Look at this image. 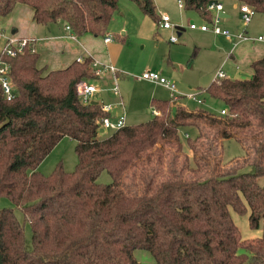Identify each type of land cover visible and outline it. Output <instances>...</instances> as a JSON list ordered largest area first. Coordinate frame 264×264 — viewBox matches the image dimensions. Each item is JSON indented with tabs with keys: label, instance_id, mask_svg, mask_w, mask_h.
Listing matches in <instances>:
<instances>
[{
	"label": "trees",
	"instance_id": "trees-1",
	"mask_svg": "<svg viewBox=\"0 0 264 264\" xmlns=\"http://www.w3.org/2000/svg\"><path fill=\"white\" fill-rule=\"evenodd\" d=\"M128 1L157 23L152 0ZM181 1L184 11L211 20L206 5L215 0ZM232 1L264 15V0ZM117 2L0 0V17L24 5L36 25L62 22L75 38L102 39ZM0 58L9 65L13 94L5 99L0 87V196L20 211L31 242L26 249L13 208L0 207V264H139L134 249L148 251L155 264H264V184L256 182L264 178V55L250 62L248 78L225 77L205 87L226 114L151 98L157 115L102 139L95 120L105 113L75 92L78 81L94 79L88 59L47 70L37 66L32 43ZM181 128L188 129L189 153L182 152ZM63 137L74 141V169L58 163L46 175L37 171ZM229 138L251 156L252 172L238 173L239 160L214 159ZM101 171L109 183L96 181ZM126 176L136 179L130 189L123 186ZM228 207L248 212L250 228L261 218L262 235L242 240Z\"/></svg>",
	"mask_w": 264,
	"mask_h": 264
},
{
	"label": "rangeland",
	"instance_id": "rangeland-1",
	"mask_svg": "<svg viewBox=\"0 0 264 264\" xmlns=\"http://www.w3.org/2000/svg\"><path fill=\"white\" fill-rule=\"evenodd\" d=\"M153 1L160 14L167 15L172 24L177 23L180 26L179 28L183 29L181 36L177 38V42L175 43L168 42L169 35L174 33L173 30L158 29L156 23L142 15L135 4L128 0H118L116 12L111 17L107 27V34L118 37L119 40L114 39L108 44L106 54L111 61L108 63L119 73L115 80L118 97L110 92L109 89L113 84V79L110 75L105 74L101 79H96L94 82L99 89V93L93 94L92 99L114 102L115 98H119L121 105L113 107L112 111L113 113L123 111L125 125L145 122L152 116L151 98L170 99L169 93L164 87L133 78L144 71H153L174 84L176 91L181 95L176 100V103L188 109L200 108L207 113L217 114L222 108V103L219 100L210 98L204 91L210 82L207 72L213 63L212 61H205L202 57L207 53L205 50L200 49L199 55L196 58L192 54L193 49H196L195 42L204 43L205 39L203 38L205 36H199L197 31L188 30L190 23L198 27L203 25L204 21L192 11L178 9L176 6L177 0ZM219 1L225 5V9H228L232 4L230 0ZM221 22L222 20L218 24L220 28H222ZM237 23L241 26L235 20L232 27L240 29V27L237 28ZM55 24V26H59L55 28L56 30H62V22ZM177 24L174 25L177 26ZM245 27L248 29L247 33L250 38H255V36H251V33L264 34V15L253 14ZM222 29L235 34L227 28ZM42 32L44 33L45 31L42 30ZM120 38L123 41H120ZM3 43L4 40L1 38L0 47ZM186 94H195V97L200 102L185 97ZM110 132V130L97 128L96 137L102 139ZM184 132H188V129L181 128L179 130L180 140L183 144L182 152L189 153L184 146ZM214 132L215 130L211 129L209 136L214 137ZM73 147L74 141L71 138H61L41 160L36 170L46 175L59 163L64 171L71 172L76 162ZM250 147L252 149L251 145H249ZM213 154L214 159L216 161L220 159L223 164L239 160L240 162L236 167L238 173H247L253 170L251 156L246 154V151L232 138L223 139L220 142V151L216 150ZM138 172V169L135 170V178ZM131 178L130 176L125 177L123 181L124 188H129V185L132 187V182L136 179L134 178L131 181ZM110 180L109 175L105 171H101L96 178L97 182L103 184L109 183ZM256 182L261 186L264 184V178L257 177ZM0 207L13 208L15 216L23 227L24 247L30 249L29 226L23 220L20 211L14 207L8 198L3 196H0ZM228 213L233 224L237 227L242 240H251L262 235L263 220L261 218L258 220L257 228H250L248 224V212L237 214L228 207ZM239 252H242V250L239 249ZM132 255L139 264H155L154 259L146 250L134 249Z\"/></svg>",
	"mask_w": 264,
	"mask_h": 264
},
{
	"label": "crops",
	"instance_id": "crops-1",
	"mask_svg": "<svg viewBox=\"0 0 264 264\" xmlns=\"http://www.w3.org/2000/svg\"><path fill=\"white\" fill-rule=\"evenodd\" d=\"M215 1L222 4L223 14H225V18L221 19L222 28H227L235 34L242 32L249 37L247 33L248 29L241 24L239 19V5L230 0L232 2L231 6L225 9L226 7L221 1ZM152 3L156 15L159 16L160 13L156 9L153 0ZM235 20L241 24L240 26L237 23V28L240 27V29L232 27ZM55 25L56 24L36 25L32 21L31 9L24 5H16L6 17H0V37L4 40V43L10 38L14 40H31L33 50L38 54L37 66H44L47 70L63 68L75 60L77 56L84 57L89 55V57L91 56L98 61L111 62L110 58L106 56L108 44L110 42L104 43L101 38L90 35H83L79 38H75L65 30L64 25L60 31L55 29L59 27ZM177 26L180 27L178 24ZM42 30L45 32L43 33ZM190 31H197L199 36H205V38H203L205 39L204 43L195 42L196 49H193L192 54L193 56L195 55L196 58L199 55L200 49L207 52L206 55L202 57L205 61L208 60L213 63L207 72V77L210 82L212 81L214 72L219 67L222 68L225 76L228 78L246 79L251 74L250 62L264 55V42H236L233 38L227 40L221 36H214L210 32H200L198 30ZM182 32L183 29H180L178 37L181 36ZM262 35L264 34L251 33V36L255 37ZM115 40H119L118 37H115ZM120 41H123V39ZM111 114L113 115V113Z\"/></svg>",
	"mask_w": 264,
	"mask_h": 264
},
{
	"label": "built area",
	"instance_id": "built-area-1",
	"mask_svg": "<svg viewBox=\"0 0 264 264\" xmlns=\"http://www.w3.org/2000/svg\"><path fill=\"white\" fill-rule=\"evenodd\" d=\"M176 6L178 9H182V1L177 0L176 1ZM206 11H208L211 14V20L209 22H204L203 25H200L196 27L193 23H190L188 25L189 30H198L200 32H210L214 36H221L224 39H234L236 42H241V41H255V42H264V35L258 36L255 38H249L244 33L240 32L237 34H231L228 30L222 29L218 27L219 21L221 20L218 16L217 13L223 12L222 10V4L217 1L210 2L206 5ZM238 13H239V19L240 22L243 26H246L251 17L254 14V11L248 7L247 5H240L238 6ZM156 26L158 29L161 30H173V34L170 35L168 38V42L174 43L177 42L178 38V32H180V28L175 26L174 24L171 23L169 17L165 14H160L158 16V21L156 23ZM65 30L69 31V28L65 26ZM71 35V34H70ZM72 36V35H71ZM115 39V36L106 34L102 38V42L107 43L111 42L112 40ZM31 40L29 39H21V40H14V39H7V41L4 43V45L0 48V56H13L15 53L20 52L24 46L29 45ZM85 59H88L90 71L93 76V80H80L75 84V92L76 95L79 99V101L83 104L88 103L92 99V95L95 93H99V89L97 86L94 84L96 79H101L105 74L110 75V77L113 79V84L110 87V92L118 97V92L116 88V77L118 76V71L108 62H103V61H98L97 59H94L93 57L87 56H77L75 58V61L78 63H82ZM9 65L5 63L4 61L1 60L0 58V87L2 90V93L5 97V99L9 100L13 97L12 90H11V85L9 81ZM225 73L222 70L221 67H219L213 74L212 81L218 82L220 79L225 78ZM135 79H140L144 81H148L154 84H158L165 89H167L170 97V101H176L181 97L180 94L175 89V86L172 82H169L166 80L164 77L159 75L156 72L153 71H144L140 75H137L133 77ZM185 97L194 100L196 102H200L198 98L195 97V94H186ZM99 104V109L105 113L104 116L100 118H96L95 123L97 124V128H102L104 130H110L114 131L120 127H123L125 125L124 123V113L123 111H120V113H113L112 109L115 106H120L121 101L120 99H116L114 102H104L101 99L97 100ZM226 109L221 108L218 111L219 115H224L226 114ZM113 113V115L111 114ZM151 114L152 115H157L158 110L157 109H151Z\"/></svg>",
	"mask_w": 264,
	"mask_h": 264
},
{
	"label": "water",
	"instance_id": "water-1",
	"mask_svg": "<svg viewBox=\"0 0 264 264\" xmlns=\"http://www.w3.org/2000/svg\"><path fill=\"white\" fill-rule=\"evenodd\" d=\"M217 16H218L220 19L225 18V14H223V12H219V13H217ZM2 125H3V124H0V127H1Z\"/></svg>",
	"mask_w": 264,
	"mask_h": 264
}]
</instances>
